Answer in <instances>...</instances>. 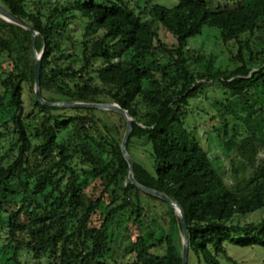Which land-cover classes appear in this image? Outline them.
Masks as SVG:
<instances>
[{"label":"trees","instance_id":"trees-1","mask_svg":"<svg viewBox=\"0 0 264 264\" xmlns=\"http://www.w3.org/2000/svg\"><path fill=\"white\" fill-rule=\"evenodd\" d=\"M144 1L0 0V7L40 34L46 101L128 111L127 151L133 158L134 142H143L152 159L150 171L133 158L134 177L183 207L187 264H237L229 246L264 249V0L215 8L210 0H178L172 9ZM157 23L174 43L160 39ZM205 27L217 30L221 45L236 47L234 69L214 68L188 48ZM208 90L220 96L216 113L245 131L232 143L229 170L187 126L190 103ZM66 111L37 100L32 37L0 20V264H182L180 222L166 202L130 182L115 136L120 127L103 124L102 132L97 115L117 117L123 128L124 119ZM142 197L170 211L172 228L160 237ZM254 214L257 222L244 221ZM132 226L141 232L138 244Z\"/></svg>","mask_w":264,"mask_h":264},{"label":"rangeland","instance_id":"rangeland-1","mask_svg":"<svg viewBox=\"0 0 264 264\" xmlns=\"http://www.w3.org/2000/svg\"><path fill=\"white\" fill-rule=\"evenodd\" d=\"M140 5H144V0H137ZM224 0H210L209 6L211 8L217 7L218 3H223ZM238 1V0H236ZM225 3V2H224ZM229 3V2H228ZM178 0H151V5H160L168 9H172L177 6ZM1 20V19H0ZM3 21V20H2ZM5 22V21H3ZM7 23V22H5ZM8 24V23H7ZM156 27L159 30L160 39L169 44L174 43V40L166 34L164 29L160 24H156ZM219 34L217 30L205 27L201 35L192 38L188 41V48L192 50L195 54H200L206 56L213 62V67L221 70H232L236 63L233 61V56L235 55L236 47L233 44L228 46L221 45L218 41ZM28 42V41H27ZM40 54V52H38ZM34 63H35V54H34ZM206 66L203 65V69ZM4 68L6 71H11L12 67L10 64H5ZM54 99L57 98L55 95H51ZM208 97V98H205ZM218 93L213 90H208L204 95L199 96L196 100L190 103L189 112L190 115L187 119V126L190 130H195L201 139L203 148L209 152L210 156L216 163H219L222 170H229L230 168V159L233 157L232 143L238 142L243 138L245 131L241 123L234 119L233 116L225 115L224 113H216L214 108V101L220 99ZM261 102L264 104V97L260 98ZM63 102V101H61ZM65 112L67 115H73L72 109H67ZM102 112V111H98ZM109 113V112H106ZM101 122H98L99 128L104 132L103 124L108 125L109 127H117L115 136H119L123 140L125 127L121 126L119 119L117 117H106L102 114H98ZM125 122V120H124ZM113 129V128H112ZM122 143V141H121ZM228 149V151H227ZM132 156L134 160L143 165L148 170L152 171V159L150 153V147L143 142H134L132 146ZM262 158L264 155L262 154ZM132 158V159H133ZM231 184V182L229 181ZM142 203L145 206L148 214L151 217L150 224L153 229L158 231V237L161 233L168 232L171 222V214L168 207L161 202L150 200L146 197L141 198ZM106 203L103 204V209L107 208ZM170 206V205H169ZM171 207V206H170ZM102 209V210H103ZM172 209V208H171ZM173 210V209H172ZM105 211V210H104ZM174 213V211H173ZM175 216V213H174ZM176 217V216H175ZM260 219L259 214H254L247 217L244 221L246 222H257ZM94 224L98 226L100 224V215H98ZM153 221V222H152ZM132 240L138 244L139 236L141 235L140 230L137 226L130 227L129 232ZM178 246L181 248L182 252V242L183 234L178 232L177 237L175 238ZM120 244V242H119ZM118 244V245H119ZM120 249L116 250L115 259H122ZM228 255L232 258L237 264H264V249L260 247L255 248H238L234 246L228 247ZM123 263H127L124 261ZM190 264H196L194 259H191ZM224 264H233L231 262H224Z\"/></svg>","mask_w":264,"mask_h":264},{"label":"water","instance_id":"water-1","mask_svg":"<svg viewBox=\"0 0 264 264\" xmlns=\"http://www.w3.org/2000/svg\"><path fill=\"white\" fill-rule=\"evenodd\" d=\"M0 19L7 22L8 24H11L15 27L21 28L25 31H27L31 37L34 47V54H35V63H34V92L37 100L44 106L53 107V108H65V109H91L96 111H102V112H109V113H116L120 115L126 123V130L124 134V138L121 143V150L123 153L124 158L128 162L129 165V180L130 182L135 185L138 189H140L142 192L151 195L153 197H156L164 202H166L168 205L171 206L173 209L176 219L180 222L182 227V234H183V242H182V264H187L188 262V256H189V234H188V226H187V219L185 215V211L183 207L173 201L171 198H169L164 193L158 192L156 190H152L149 188H146L142 185H140L135 177H134V162L132 157L127 151V144L129 141V138L132 133V124H133V118L129 115L128 111L124 110L122 107H120L118 104L115 103H107V104H90V103H83V102H69V101H63V102H48L46 101L42 96V90H41V83H40V76H41V67H42V59L44 50L38 54V52L35 49V41L36 38L40 36L39 33H37L35 30H33L29 25H27L25 22L19 20L18 18L14 17L11 13H9L4 8L0 7Z\"/></svg>","mask_w":264,"mask_h":264}]
</instances>
